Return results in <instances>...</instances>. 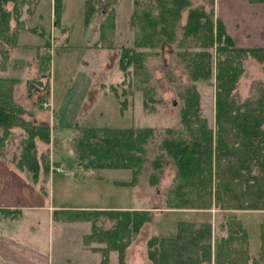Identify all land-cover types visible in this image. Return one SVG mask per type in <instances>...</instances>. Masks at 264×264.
<instances>
[{
    "label": "trees",
    "instance_id": "trees-1",
    "mask_svg": "<svg viewBox=\"0 0 264 264\" xmlns=\"http://www.w3.org/2000/svg\"><path fill=\"white\" fill-rule=\"evenodd\" d=\"M61 1L53 0L52 11L59 25ZM205 1L209 11L202 6L192 8L191 0H133L132 24L136 36L131 48H121L118 68L123 73L132 68L136 76H146V59L156 49L174 45L192 82L214 78L213 126L202 116L199 94L190 87L181 95L180 129L167 128L157 133L150 127L75 125L73 128L78 127L80 133L73 139L72 151L84 166L92 159L96 168L130 170L132 181L116 184L132 186L143 171L149 153L154 152L148 176L150 186L159 184L167 162L175 172L165 196L166 209L226 213L218 226L224 235L215 236L210 221H179L173 234L151 236L146 243L150 264H264V45L249 49L237 47L223 23L215 17L214 1ZM248 2L258 4L264 0ZM8 3L13 4L11 10L6 7ZM24 4H27L25 0H0V48H15L19 32L27 30L19 19V9ZM95 7L89 0L85 1L86 19H93ZM186 10V22L181 26V16ZM110 12L114 10L101 11L106 16L100 24L102 34L105 28L114 30V17H108ZM261 37L264 42V32ZM103 47L112 48L109 43ZM4 50L3 60L9 51ZM247 59L256 61L263 78L254 81L250 95L241 99L236 91ZM15 83L12 79H0L2 139L15 127L25 131L27 138L18 169L27 170L36 181L40 165L35 140L49 144L53 128L21 118L25 111L14 103L12 96ZM112 91L115 93L114 88ZM43 99L38 102L44 103ZM121 105L123 114L126 107ZM239 211L263 213L257 257L250 255L247 232L236 215ZM54 218L90 222L91 231L82 237L83 246L99 253L101 264L108 263L110 252L117 253L118 264H126L127 249L143 226L152 222L153 215L150 210H75L55 211ZM103 220L111 225L101 228Z\"/></svg>",
    "mask_w": 264,
    "mask_h": 264
},
{
    "label": "rangeland",
    "instance_id": "rangeland-1",
    "mask_svg": "<svg viewBox=\"0 0 264 264\" xmlns=\"http://www.w3.org/2000/svg\"><path fill=\"white\" fill-rule=\"evenodd\" d=\"M25 1L27 4L19 9V19L24 29H32L33 32L20 31L19 39L22 38L16 50L8 46L0 48V65L4 62L1 55L6 49L10 50L8 66H12V69L19 65L29 68V74L23 76L16 95L19 102L23 104L26 101L28 104L24 106L32 111L31 116L29 110L26 112L21 107L25 111L21 115L23 120L36 125L48 124L49 127L53 122L61 123L57 129H52L49 144L35 140L36 156L39 165H42L40 171L46 181L49 203L52 206L60 204L68 207L150 210L153 220L145 224L134 237L127 250L126 264H150L147 259L148 239L153 235L173 234L179 221H210L214 235H224L218 226L226 213L211 210L208 214L165 208L166 192L175 172L172 164L167 162L159 184L150 186L148 176L154 152L149 153L143 171L132 186L116 184L131 182L133 176L130 170L96 168L93 167L92 159L87 160V166H84L75 159L72 151L73 139L80 133L78 127H150L157 133L167 128L180 129L179 111L183 105L181 95L190 87H194L199 94L201 114L212 127L214 78L192 82L175 53L174 45L156 49L155 54L146 59V76H136L132 68L126 73L121 72L118 68L120 50L131 48L136 36V28L132 24L133 0H89L96 6L93 19H86V0H62L60 25L53 16V0ZM213 1L215 17L223 23L226 33L237 47L249 49L264 45L261 37L264 32V3L250 4L248 0ZM191 5L192 8L202 6L206 11L210 9L205 0H191ZM6 7L11 10L13 4L8 3ZM104 8L114 10L108 17L113 15L115 26L112 32L103 29L102 34L100 24L105 21V14L101 13ZM181 17L180 25L183 26L187 10ZM14 25L12 20L11 26ZM107 43L112 48H104L103 45ZM243 65L245 71L236 91L241 99L250 95L254 81L263 78L255 60L247 59ZM41 98H44V103L38 102ZM121 104L126 107L123 114L120 113ZM75 125L77 129L73 128ZM2 132L0 128V159L6 165L14 164L18 169L26 133L22 128L15 127L7 138L2 139ZM52 152L55 153L53 159L60 163L61 172L50 169ZM46 171L51 173L47 174ZM32 183L36 185V181ZM236 215L247 232L250 255L257 257L260 250L259 224L263 213L239 211ZM42 224L46 228L47 223ZM110 225L103 220L101 228ZM90 227V222L61 224L59 232L57 225L54 231L50 227L53 248L63 250L67 257L85 256L78 254L76 247L80 244L81 236L90 232ZM37 230L46 239L41 225L37 226ZM88 256L93 260L100 255ZM109 257L110 264H117L116 252H111ZM90 264L98 262L90 261Z\"/></svg>",
    "mask_w": 264,
    "mask_h": 264
},
{
    "label": "crops",
    "instance_id": "crops-1",
    "mask_svg": "<svg viewBox=\"0 0 264 264\" xmlns=\"http://www.w3.org/2000/svg\"><path fill=\"white\" fill-rule=\"evenodd\" d=\"M20 35L21 32L18 34L17 44L16 47L13 48L14 50H16L17 46H19V40L22 38L21 36L19 39ZM9 51L7 52V56L4 59L3 64L0 65V79H12L16 81L13 87V101L16 105L26 110V112L29 110V114L32 116V111L30 109H26V106H24L25 103H28L25 101V103L22 104L16 96L17 89L21 86L23 76L29 74V68H22L19 65L18 67L12 69V66H8L7 62L10 61ZM27 96L31 97L29 95ZM58 124L61 125L59 122H53V125L50 127L57 129ZM54 154L52 152L50 169L52 168L54 172H61L62 169L60 167V163L53 159ZM41 166L42 165H40V167ZM45 173H47V171ZM50 173L51 171L47 174ZM41 174L42 171H40L36 180V185L37 183H41L38 187L33 185L32 181L34 182V180L32 179L30 172L27 170H19L14 164L6 165L0 159V264H90V261L95 262V260L98 264H101V255L99 253H94L83 246L82 237L90 232L81 236L80 244L76 247V252L80 255L86 254L85 256L67 257L64 255L63 250H59L58 247L53 248L52 237L50 238L49 232L50 227L52 231H54L55 225H57V230L59 232L61 231L59 228V225L61 224L82 222L64 221L59 218L56 219L54 218V212L75 210L142 209L98 208L88 206L68 207L60 204L52 206L49 203V197H47L46 181H44ZM2 211H7L8 213L6 214ZM42 223H47V225H45L46 228H44ZM39 225L42 226V230L44 229L46 239L42 236L41 232L37 230V226ZM92 246L96 247L97 245ZM61 249H63V246ZM88 254H91L92 256H100L94 257L95 259L92 260ZM107 264H110L109 256Z\"/></svg>",
    "mask_w": 264,
    "mask_h": 264
}]
</instances>
